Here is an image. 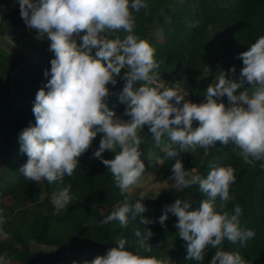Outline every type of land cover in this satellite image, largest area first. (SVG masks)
<instances>
[{
	"label": "clouds",
	"instance_id": "clouds-1",
	"mask_svg": "<svg viewBox=\"0 0 264 264\" xmlns=\"http://www.w3.org/2000/svg\"><path fill=\"white\" fill-rule=\"evenodd\" d=\"M18 2L26 26L37 30L38 38L46 37L50 41L49 50L54 53L50 73L44 72L50 79L35 97L32 109L35 124L24 128L19 137L20 151L28 157L19 170L24 178L38 184L42 179L50 184L62 183L65 176L73 175L79 158L99 133L102 138L93 156L101 159L124 194L144 173L145 163L139 150L143 139L139 133L148 126L157 145L164 136L178 145V149L169 148L166 153L175 159L169 177L174 179V187L182 190L198 185L207 197L194 210H189L190 201L180 199L166 205L159 217L161 226H165L169 212L178 218L174 227L186 243L185 259L203 261L212 248L216 251L210 264H246L239 253L221 247L225 240L246 245L255 236L254 230L240 228L243 213L239 205L231 214L223 211L230 199V186L236 180L234 168H213L202 178L184 168L181 154L193 153L198 147L208 152L217 142L222 145L231 142L245 164L254 167L256 161H264V36L239 54L244 66L238 80L223 72L207 87L206 99L195 103L185 99L188 93L178 85L151 86L158 79L154 72L158 67L155 50L132 34L135 17L130 11L147 8L145 0ZM119 31L127 35L123 39H109L105 35ZM77 38L81 43H77ZM122 69L126 70L123 74ZM231 71L234 73L235 68ZM117 77L125 81L119 99L126 105L127 120L117 117L106 102L111 94L108 85L115 86ZM136 82H141L139 87H134ZM223 97H227L228 105L218 102L217 98ZM194 121L198 126H193ZM106 150L115 153L112 159L103 158ZM69 188L70 185L56 194L54 214H60L70 204ZM217 198L222 211L216 210ZM142 200L113 210L100 225L118 221L120 226L127 227L129 217L139 218V223L145 226L154 223L143 215L147 208ZM152 235L151 230L137 229L138 247L152 251V245L147 243ZM126 243L118 237L116 245L105 255L84 264H172L169 258L145 257L130 251Z\"/></svg>",
	"mask_w": 264,
	"mask_h": 264
},
{
	"label": "trees",
	"instance_id": "trees-1",
	"mask_svg": "<svg viewBox=\"0 0 264 264\" xmlns=\"http://www.w3.org/2000/svg\"><path fill=\"white\" fill-rule=\"evenodd\" d=\"M145 3L147 8L130 11L135 17L132 34L147 41L155 50L154 59L158 64L154 70L158 78L155 82L159 83L151 86L165 81L173 87L178 85L189 94L187 100L191 102L204 101L207 87L223 72L228 78L238 80L244 66L239 54L264 36V0H145ZM23 25L19 8L0 13V40L3 34ZM105 35L109 39H123L127 33L106 32ZM21 37L26 38L25 32L21 31ZM29 44L36 55L35 61L22 51L6 52L0 46V217L11 214L0 224V257L11 264H84L105 255L116 245L117 238L122 237L127 241L128 250L145 257L169 258L172 264H210L216 249L209 248L203 261L185 259L186 243L174 227L178 219L174 214L168 213L165 226L159 223L165 206L176 199L190 201L189 210L196 209L199 202L207 198L199 186L177 190L173 185L163 193L148 197L121 194L111 172L101 159L93 156L102 134H97L91 147L79 158L73 175L65 176L62 183L50 184L42 179L38 184L24 178L19 170L28 157L20 151L19 137L24 128L35 124L32 111L35 97L50 79L44 72L50 73V61L54 58L46 37L30 40ZM124 71L122 69V74ZM140 83L136 82L134 87H139ZM124 84L120 77L115 86L109 84L111 94L106 102L119 118L127 120L126 105L119 99ZM245 87L251 85L245 84ZM253 90L254 86L249 89L250 94ZM217 100L228 105L227 97ZM194 123L198 126V122ZM139 135L143 139L139 150L141 158L144 157V172L153 171L156 182L174 183L169 177L175 159H170L166 153L169 148L178 149V145L164 136L161 143L165 141L167 147L162 149L148 126ZM150 151L161 162L155 160L150 164ZM238 151L231 142L228 145L217 142L208 152L198 147L193 153L181 154V159L187 171L202 178L213 168H234L236 180L230 186V199L223 211L231 214L239 205L243 213L240 228L254 230L255 236L246 245L225 240L221 247L239 253L246 264H264V167L261 166L264 161H256L254 167L245 164L236 154ZM113 155L115 153L107 150L102 154L105 159H112ZM69 185L70 204L60 214H54L52 196ZM7 198L12 199L11 205L6 202ZM136 200H142L147 208L143 215L154 223L145 226L139 223V218L129 217L127 227L120 226L118 221L100 225L113 210L125 203L132 205ZM220 205L217 198V211H222ZM137 229L152 231L147 241L152 251L138 247ZM32 242L47 246L48 250L33 249Z\"/></svg>",
	"mask_w": 264,
	"mask_h": 264
},
{
	"label": "rangeland",
	"instance_id": "rangeland-1",
	"mask_svg": "<svg viewBox=\"0 0 264 264\" xmlns=\"http://www.w3.org/2000/svg\"><path fill=\"white\" fill-rule=\"evenodd\" d=\"M16 8H19V2L18 0H0V13L7 11V10H14ZM21 31L25 32L26 34V38H22L21 37ZM82 35V34H81ZM44 36H41L38 38V33L37 30L35 29H29L25 22L24 25L20 28H18L15 31L12 32H7L5 34H3L1 36V40H0V46L3 50H5L6 52H11L13 50H19L22 51L23 53H25L26 55L29 56V58L31 59V61H35L36 60V55L33 53L34 51L31 50L32 49V44H29L30 40H38V39H43ZM77 43H81V41L79 40V38H77ZM155 84L159 83V82H154ZM166 86L167 87H173V85L169 84L168 82H166ZM163 83V84H165ZM182 89V88H181ZM185 99H189V94L185 97ZM195 103H198L196 101H194ZM203 102V101H202ZM117 117H119L118 115H116ZM195 123L193 122V126ZM160 147L162 149H166L167 144L166 142H162ZM141 159H144L141 158ZM155 160H158L161 162V159L159 160L158 158L155 157L153 152H149L148 153V161L150 162V164H152ZM157 161V162H158ZM171 182V181H170ZM173 186V183H163V182H156L154 180V173L153 171L151 172H144L138 179L137 183L135 185H133L131 188L128 189V194L129 196H131L133 193L138 194L140 196L143 197H148V196H152L158 193H163L166 191L167 188H171ZM53 201L55 196H52ZM6 202L8 203V205L12 204V199L11 198H7ZM121 205V204H120ZM118 205V206H120ZM11 214H7V216H3V219L5 221L8 220V216ZM13 220V219H12ZM11 220V221H12ZM32 247L33 249H39V250H48L47 246H42L39 245L35 242H32ZM2 264H11L8 262H5V260L3 259Z\"/></svg>",
	"mask_w": 264,
	"mask_h": 264
}]
</instances>
